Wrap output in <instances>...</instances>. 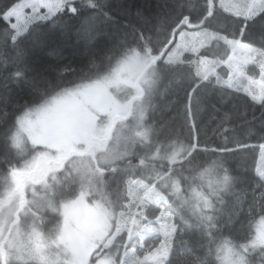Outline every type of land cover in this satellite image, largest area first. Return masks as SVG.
I'll list each match as a JSON object with an SVG mask.
<instances>
[{
    "label": "snow or ice",
    "instance_id": "obj_1",
    "mask_svg": "<svg viewBox=\"0 0 264 264\" xmlns=\"http://www.w3.org/2000/svg\"><path fill=\"white\" fill-rule=\"evenodd\" d=\"M93 17L116 23L106 0H0V74H6L0 86L28 82V74L36 71L33 55L54 37L75 31L77 39L95 41L84 29ZM74 20L80 27L74 28ZM109 51L123 57L116 80L130 84L149 105L158 82L167 78L171 98L160 113L159 130L156 109L149 113L141 106L132 134L122 131L109 148L111 125L125 111L110 98L98 109L109 117L104 128L98 129L96 116L87 113L62 142L34 138L35 146L49 143L56 155L43 156L58 164L90 155L97 159V171L107 177L110 169L114 182L127 185L124 201L131 200L137 219L136 237L129 236L124 245L126 264H264V130L257 133L251 124L238 130L230 110L210 103L213 95L221 104L226 98L243 99L264 113V0H178L171 14L151 26H129ZM47 55L61 60L64 49L57 44ZM209 106L211 125L203 118ZM33 115L20 118V129L44 136ZM8 141L22 149L20 131L5 138L6 148ZM129 143L156 147L151 154L130 153ZM158 160L163 162L159 166ZM233 161L247 175L233 168ZM5 172L14 191L20 170L8 161ZM31 172L32 166H26L24 174L31 177ZM238 189L250 192L251 200L226 199ZM14 227L7 234L0 231V264H44L42 245L30 248L21 240L18 221ZM28 235L40 240L37 224Z\"/></svg>",
    "mask_w": 264,
    "mask_h": 264
},
{
    "label": "rangeland",
    "instance_id": "obj_2",
    "mask_svg": "<svg viewBox=\"0 0 264 264\" xmlns=\"http://www.w3.org/2000/svg\"><path fill=\"white\" fill-rule=\"evenodd\" d=\"M119 61L110 72L67 88L27 111L34 114L32 120L35 127L38 131L43 130L44 136H35L31 130L20 129L19 120L23 114L15 131H20L22 150L36 147L34 138L51 137L54 143L62 142L68 133L81 126L87 113L96 116L98 129L104 128L109 123V117L98 109L108 106L110 98H115L125 111L121 113L124 118L115 119L111 125L113 131L108 138L109 148L115 146L122 131L124 135L132 134L141 106L147 107L149 113L154 107L157 121L160 101L170 90H166L167 78L158 82L149 105L137 98L136 90L130 84L116 80L114 73ZM79 147L82 149L84 146ZM120 147L124 150L123 141ZM155 147L129 143L127 150L130 153L151 154ZM36 148L42 150L37 149L26 165L32 166L31 177L24 174L26 166L19 169L15 190L10 188L0 199V231L5 234L9 229L14 231L18 221L24 233L22 242L30 248L42 245L44 264H104L106 260L112 264H117L118 260L120 264H126L128 256L124 245L128 244L129 236L136 237L133 220L137 219L131 200L127 204L124 201L127 185L114 182L110 169L107 177L97 171V159L90 155H74L58 164L43 156L45 153L52 157L56 155L55 148L49 143ZM166 148V144L160 146L161 152ZM73 161L79 163L74 164ZM100 167H104L103 163ZM120 168L126 170L127 164L121 163ZM72 191L77 194L60 202L66 192V196H70ZM40 217L43 222L38 219ZM34 223L41 233L40 240L35 237L29 239Z\"/></svg>",
    "mask_w": 264,
    "mask_h": 264
},
{
    "label": "trees",
    "instance_id": "obj_3",
    "mask_svg": "<svg viewBox=\"0 0 264 264\" xmlns=\"http://www.w3.org/2000/svg\"><path fill=\"white\" fill-rule=\"evenodd\" d=\"M177 2L178 0H106L110 15L116 23L97 20L94 17L88 21L84 25V29L88 34L97 37L95 41H89L86 38L77 39L75 31L61 35L59 39L54 37L48 48L59 44L64 49L63 59L55 60L48 57V48L38 50L32 58V64L36 71L28 74V82L11 83L8 87L0 86V199L10 189V175L5 172L8 161H12L13 166L17 169H22L31 160L34 152L42 150L34 147L31 150L23 151L11 147L10 141H8L9 147H5V138L14 134L19 118L59 92L75 85L87 83L97 76L110 72L123 58L119 53L109 51L118 36L128 30L129 26L149 27L157 20L165 18L166 15L171 14ZM181 2L195 4L196 0H181ZM72 25L74 28L80 27L79 22L75 20L72 21ZM65 66L68 67L66 74L62 71ZM4 75L6 74H0V81L3 80ZM170 98L171 90L158 106L157 129L160 127V113L165 110ZM210 103L217 104V107H220L222 111L230 110L232 125L238 130L246 129L248 124L254 126L257 133L264 130V113L258 106H250L243 99L227 98L221 104L220 98L216 95L211 96ZM211 115L212 109L209 106L204 120L209 121ZM209 124L211 125V121ZM161 139H163V135ZM250 142L257 143L258 141ZM161 163L163 162H157L159 165ZM122 164H126V162H122ZM232 167L247 175L246 169L241 166L240 162L233 161ZM240 187L243 188L244 185ZM67 192L62 199L60 198V202L77 194L72 191L70 196H66ZM237 196L240 198L247 196L251 200L250 192H243L239 189L227 199H235Z\"/></svg>",
    "mask_w": 264,
    "mask_h": 264
},
{
    "label": "water",
    "instance_id": "obj_4",
    "mask_svg": "<svg viewBox=\"0 0 264 264\" xmlns=\"http://www.w3.org/2000/svg\"><path fill=\"white\" fill-rule=\"evenodd\" d=\"M113 131V130H112ZM112 131H111V133H110V135H109V138H111V135H112Z\"/></svg>",
    "mask_w": 264,
    "mask_h": 264
},
{
    "label": "clouds",
    "instance_id": "obj_5",
    "mask_svg": "<svg viewBox=\"0 0 264 264\" xmlns=\"http://www.w3.org/2000/svg\"><path fill=\"white\" fill-rule=\"evenodd\" d=\"M225 167H228V165H225Z\"/></svg>",
    "mask_w": 264,
    "mask_h": 264
}]
</instances>
